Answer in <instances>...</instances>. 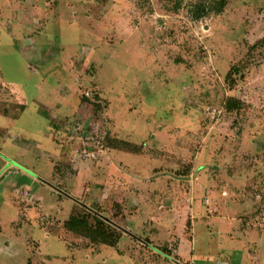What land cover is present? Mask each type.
Instances as JSON below:
<instances>
[{
    "label": "rangeland",
    "instance_id": "obj_1",
    "mask_svg": "<svg viewBox=\"0 0 264 264\" xmlns=\"http://www.w3.org/2000/svg\"><path fill=\"white\" fill-rule=\"evenodd\" d=\"M198 1L0 0V264H264V0Z\"/></svg>",
    "mask_w": 264,
    "mask_h": 264
},
{
    "label": "trees",
    "instance_id": "obj_2",
    "mask_svg": "<svg viewBox=\"0 0 264 264\" xmlns=\"http://www.w3.org/2000/svg\"><path fill=\"white\" fill-rule=\"evenodd\" d=\"M224 6H225V2L223 0H199L198 3H196L194 5V8L192 10V14H193L192 16L195 20H199V19L211 14L212 12H220L224 8ZM235 70H236V68H235ZM229 103H230V101H229ZM227 108H228V106H227ZM230 108H231V106H229L228 109H230ZM73 220L70 219L67 223V225L69 226L70 229L75 230L77 226H81L80 229H82L84 231L88 229L86 227L87 221L85 219H82V220L79 219L76 221H73ZM98 220L100 221V225H99V227L98 226L97 227L103 231V228H104L106 223H105L104 219H101L100 217L98 218ZM110 235L112 236L113 233ZM111 236H108V234H105L104 232L102 234H100V237L103 238V241L107 240V238H109ZM115 241H116V239L114 238V240H111V243H109V244H115ZM175 264H181V263L177 262Z\"/></svg>",
    "mask_w": 264,
    "mask_h": 264
},
{
    "label": "crops",
    "instance_id": "obj_3",
    "mask_svg": "<svg viewBox=\"0 0 264 264\" xmlns=\"http://www.w3.org/2000/svg\"><path fill=\"white\" fill-rule=\"evenodd\" d=\"M194 257H195V256H193L192 258L194 259ZM204 257H205V256H200V257L197 258V259H198L199 262H203V260L205 259ZM209 257H211V256H209ZM238 257H239V256H238ZM212 258H216V257H213V256H212ZM192 262H193V261H192ZM203 263H204V262H203ZM203 263H202V264H203ZM205 263H206V262H205ZM226 264H227V262H226ZM228 264H241V262H239L238 259L235 260V258L232 257L231 260H230V262H228Z\"/></svg>",
    "mask_w": 264,
    "mask_h": 264
}]
</instances>
